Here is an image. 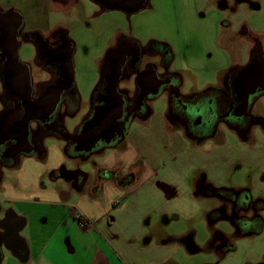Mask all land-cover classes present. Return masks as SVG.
<instances>
[{"label": "rangeland", "instance_id": "1", "mask_svg": "<svg viewBox=\"0 0 264 264\" xmlns=\"http://www.w3.org/2000/svg\"><path fill=\"white\" fill-rule=\"evenodd\" d=\"M0 3L4 9L18 11L24 19L25 34L35 30L44 35L58 30L66 32L75 46V81L81 95V108L76 115L79 120L90 111L89 103L101 80L106 55L119 39H135L143 48L161 53L165 51L162 46H168L173 53L171 70L178 73L180 92L187 98L222 85L234 68L247 64L254 41L258 40L264 46V0H150L147 8L132 15L119 11L101 13L100 7L92 0H1ZM21 40L20 59L31 62L36 53L35 46L25 38ZM148 63L156 65L158 72L164 74L158 58L144 57L141 69ZM45 78L35 77L36 80ZM169 80L168 84L174 85V79ZM135 87V76L130 81L124 80L122 85L124 90L131 91L127 90L131 93L129 95L135 93ZM4 100L0 79V112L5 108ZM152 111L155 116H150L153 117L167 115L169 100L165 94L153 100ZM252 114L264 116V98L252 107ZM77 118L71 114L64 116L63 123L70 133L75 131ZM167 119L172 128H182L171 114ZM206 119L208 122L212 120L208 116ZM208 122L204 126L209 130ZM139 124L137 121L132 126L135 129ZM211 124L216 126L217 122ZM236 126L230 124L228 127ZM218 129L220 137L208 141L201 147V153L191 159L194 171L184 185L176 170L168 172L170 168L155 166L173 159L171 152H165L170 143L165 144L158 133L149 140L150 145L149 142L143 143L141 135L138 138L143 146L148 145L154 160L151 166L154 174L141 191L146 195L153 193L162 201L159 204L161 210L167 206L173 210L171 215L161 219L150 215L145 222L150 224L149 230L155 240L160 238L170 242L172 256L166 264L264 263V228L259 234L240 235L232 221L234 206L206 190L240 192L249 188L254 198L264 201V122L252 125L256 141L251 142L255 151L249 154L253 159L248 166L236 161L238 150L232 145L234 133L230 131L234 129L228 130L223 123ZM184 133L188 134L187 131ZM96 159L83 163L87 172ZM2 175L5 177L3 182H7L9 170L0 168ZM174 175L179 185L164 183L168 179L171 181ZM3 182L0 197L4 196ZM135 186L137 184L128 189L133 198L137 196L133 193ZM256 186L263 189H256ZM189 194L190 198H187ZM214 210H223L225 218L212 220L210 213ZM255 212L252 208L247 217L252 218ZM261 216L264 220V209Z\"/></svg>", "mask_w": 264, "mask_h": 264}, {"label": "crops", "instance_id": "2", "mask_svg": "<svg viewBox=\"0 0 264 264\" xmlns=\"http://www.w3.org/2000/svg\"><path fill=\"white\" fill-rule=\"evenodd\" d=\"M150 107L152 110V104ZM89 108V113L80 120L76 116L80 110L75 115L78 119L75 130L85 129L90 122L94 113L91 103ZM151 115L155 116L153 111ZM153 116L134 119L119 145L101 151L74 152L62 138L46 136L42 149L19 158L8 168L7 182L0 176L4 189V196L0 197V264L168 263L173 250L170 242L155 240L150 224H145L150 215L161 219L173 213L170 206L161 210L162 201L153 193L146 195L141 191L154 174L151 167L154 160L148 145L156 133L163 137L165 144L170 143L165 152H171L173 159L155 166L170 168L168 172L176 170L184 185L194 171L191 159L201 153V147L208 141L218 139L220 133L198 141L172 128L167 122L168 115ZM137 121L140 126L134 129L132 124ZM231 132L234 133L232 145L238 150L236 161L250 165L253 157L249 154L255 151L251 142L256 141L252 131L242 134L234 129ZM140 135L148 145L140 143ZM94 157L97 159L87 172L83 163ZM100 170L104 171L102 176H99ZM113 170H117L120 178L130 172L136 174L135 198L128 187L107 178V172ZM175 175L164 183L179 185ZM256 189L263 187L256 186ZM242 191L248 192L253 201L262 199L254 198L249 188ZM76 213H82L86 226H80ZM9 216L11 223L7 225Z\"/></svg>", "mask_w": 264, "mask_h": 264}, {"label": "flooded vegetation", "instance_id": "3", "mask_svg": "<svg viewBox=\"0 0 264 264\" xmlns=\"http://www.w3.org/2000/svg\"><path fill=\"white\" fill-rule=\"evenodd\" d=\"M0 4V79L5 99V108L0 112L2 170L14 166L19 158L42 149L46 136L68 137L63 119L68 114L72 117L77 114L81 95L75 81V46L66 32L58 30L44 35L35 30L25 34L24 19L18 11L4 9ZM22 38L33 43L36 50L28 63L20 59ZM254 43L247 64L234 68L222 85L187 98L180 92L178 73L171 70L173 53L168 46H162L165 51L161 53L143 48L135 39H119L106 55L101 80L93 92L92 118L85 129L78 128L68 137L69 148L76 152L87 147L88 151L95 152L119 145L130 123L136 118H148L153 100L163 94L169 100L167 115L171 114L182 125L180 130L187 131V136L193 139L204 141L216 137L220 123L228 130L233 128L247 134L254 123L264 122V116L252 114V107L264 98V46L258 40ZM144 57L158 58L164 74L152 63L142 70ZM38 75L46 78L36 80ZM132 76L136 77L137 90L129 95V90L125 91L122 85ZM171 78L174 85L168 84ZM206 116L212 120L208 122ZM205 122L210 124L209 130ZM212 122H217L216 126H212ZM228 123L238 126L228 127ZM130 176L136 174L130 172L122 179L127 177L128 180ZM206 190L234 206V224L236 221L249 222L247 214L251 210L247 209L255 201L248 192ZM226 191L233 194L225 198ZM213 212L222 216L221 219L226 216L223 210ZM10 223L9 216L6 224Z\"/></svg>", "mask_w": 264, "mask_h": 264}, {"label": "trees", "instance_id": "4", "mask_svg": "<svg viewBox=\"0 0 264 264\" xmlns=\"http://www.w3.org/2000/svg\"><path fill=\"white\" fill-rule=\"evenodd\" d=\"M117 170H113V171H109L107 172L108 176L107 178L113 179V180H117L122 187H128L130 188L132 185H134L136 183V178L135 176H130L128 180L127 177L126 179H122L118 176ZM103 170L99 171V176H102L103 174ZM233 194L232 191H226L224 192V197L225 198H229L231 195ZM255 209V215L252 218H249V222L247 224L241 222V221H236L235 222V226L237 227V230L239 232L240 235H248V234H259L261 233V231L264 228V220L261 216V211L264 209V202L258 200L255 202H251L249 204V207L247 210H252ZM210 218L214 221L219 220L222 218V216L220 215H216L215 212L210 214Z\"/></svg>", "mask_w": 264, "mask_h": 264}, {"label": "water", "instance_id": "5", "mask_svg": "<svg viewBox=\"0 0 264 264\" xmlns=\"http://www.w3.org/2000/svg\"><path fill=\"white\" fill-rule=\"evenodd\" d=\"M92 1L100 7L101 13H105L108 11H119L127 15L138 13L139 11L147 8L150 3V0H92ZM65 134L68 135V137L73 136V133H70L68 130L65 131ZM68 137H62V140L68 142L69 141ZM88 149L89 148L85 147V148H79L76 151L79 152Z\"/></svg>", "mask_w": 264, "mask_h": 264}, {"label": "built area", "instance_id": "6", "mask_svg": "<svg viewBox=\"0 0 264 264\" xmlns=\"http://www.w3.org/2000/svg\"><path fill=\"white\" fill-rule=\"evenodd\" d=\"M118 203V202H117ZM75 218L78 221V223L80 224V226H86V219L85 217L82 215V213H76L75 214Z\"/></svg>", "mask_w": 264, "mask_h": 264}]
</instances>
